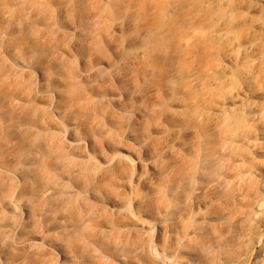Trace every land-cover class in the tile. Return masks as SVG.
I'll return each instance as SVG.
<instances>
[{
  "label": "rangeland",
  "instance_id": "obj_1",
  "mask_svg": "<svg viewBox=\"0 0 264 264\" xmlns=\"http://www.w3.org/2000/svg\"><path fill=\"white\" fill-rule=\"evenodd\" d=\"M0 264H264V0H0Z\"/></svg>",
  "mask_w": 264,
  "mask_h": 264
}]
</instances>
